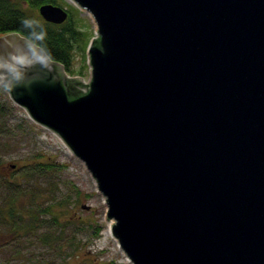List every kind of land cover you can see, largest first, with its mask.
<instances>
[{
    "label": "water",
    "instance_id": "obj_1",
    "mask_svg": "<svg viewBox=\"0 0 264 264\" xmlns=\"http://www.w3.org/2000/svg\"><path fill=\"white\" fill-rule=\"evenodd\" d=\"M72 1L90 82L10 32L0 86L95 177L132 264H264V0Z\"/></svg>",
    "mask_w": 264,
    "mask_h": 264
},
{
    "label": "rangeland",
    "instance_id": "obj_2",
    "mask_svg": "<svg viewBox=\"0 0 264 264\" xmlns=\"http://www.w3.org/2000/svg\"><path fill=\"white\" fill-rule=\"evenodd\" d=\"M56 5L69 11L82 33L67 74L86 86L97 24L72 0ZM0 176V209L5 212L9 193L16 194L19 222L0 216V264H132L111 233L113 220L106 219L108 207L95 177L56 132L33 120L1 86ZM47 206L38 223L28 227Z\"/></svg>",
    "mask_w": 264,
    "mask_h": 264
},
{
    "label": "trees",
    "instance_id": "obj_3",
    "mask_svg": "<svg viewBox=\"0 0 264 264\" xmlns=\"http://www.w3.org/2000/svg\"><path fill=\"white\" fill-rule=\"evenodd\" d=\"M44 3L60 4L61 0H0V36L19 32L41 46L52 60L64 64L67 71H72L75 42L81 38L82 33L74 26L70 13L68 19L61 24L46 21L39 13V8ZM15 198L16 194L10 192L6 200L8 205L4 207L7 215L3 209H0L3 221L5 219L10 224L13 221L19 224L15 220L17 217ZM49 207L39 209L38 215H33L28 227L35 226L39 221L38 216L43 211H48Z\"/></svg>",
    "mask_w": 264,
    "mask_h": 264
},
{
    "label": "bare ground",
    "instance_id": "obj_4",
    "mask_svg": "<svg viewBox=\"0 0 264 264\" xmlns=\"http://www.w3.org/2000/svg\"><path fill=\"white\" fill-rule=\"evenodd\" d=\"M64 142V141H63ZM64 144H65V146L70 150V151H72L71 149H70V147L64 142ZM112 233V232H111ZM116 239V238H115ZM116 241H117V239H116ZM118 242V241H117ZM125 257H126V259L129 261V258L127 257V255L125 254Z\"/></svg>",
    "mask_w": 264,
    "mask_h": 264
},
{
    "label": "clouds",
    "instance_id": "obj_5",
    "mask_svg": "<svg viewBox=\"0 0 264 264\" xmlns=\"http://www.w3.org/2000/svg\"><path fill=\"white\" fill-rule=\"evenodd\" d=\"M27 23V22H26Z\"/></svg>",
    "mask_w": 264,
    "mask_h": 264
}]
</instances>
